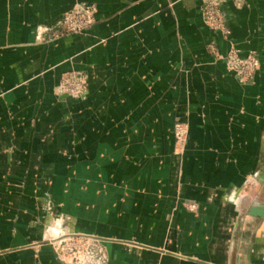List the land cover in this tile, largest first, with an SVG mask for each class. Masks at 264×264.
<instances>
[{"label":"crops","instance_id":"1","mask_svg":"<svg viewBox=\"0 0 264 264\" xmlns=\"http://www.w3.org/2000/svg\"><path fill=\"white\" fill-rule=\"evenodd\" d=\"M77 3L84 34L46 41ZM0 0V264H67L90 238L107 264H264V0ZM220 55L257 54L247 83ZM83 72L87 90L60 92ZM187 127L184 148L173 137Z\"/></svg>","mask_w":264,"mask_h":264},{"label":"built area","instance_id":"2","mask_svg":"<svg viewBox=\"0 0 264 264\" xmlns=\"http://www.w3.org/2000/svg\"><path fill=\"white\" fill-rule=\"evenodd\" d=\"M96 11L94 4L77 3L51 28H40L39 35L48 33L45 40L54 41L64 36L84 34L95 24ZM201 13L203 23L210 32L220 35L221 38L228 37L229 30L221 10V0H202ZM206 50L217 60H224L228 71L235 74L241 83L249 82L259 66L256 53L248 52L242 57L234 45H230L225 55L219 54L214 42L207 44ZM59 89L70 98H83L87 90L86 75L75 70L63 73ZM173 137L178 151H182L187 137L185 123L174 124ZM52 246L60 259L67 264H105V254L98 243L90 238L70 235L52 241Z\"/></svg>","mask_w":264,"mask_h":264},{"label":"water","instance_id":"3","mask_svg":"<svg viewBox=\"0 0 264 264\" xmlns=\"http://www.w3.org/2000/svg\"><path fill=\"white\" fill-rule=\"evenodd\" d=\"M254 217H263L264 216V207L258 206V209H254L251 213Z\"/></svg>","mask_w":264,"mask_h":264},{"label":"rangeland","instance_id":"4","mask_svg":"<svg viewBox=\"0 0 264 264\" xmlns=\"http://www.w3.org/2000/svg\"><path fill=\"white\" fill-rule=\"evenodd\" d=\"M99 247L102 249L103 253L105 254L106 251H105L104 247H101V246H99ZM105 264H107V257H105Z\"/></svg>","mask_w":264,"mask_h":264}]
</instances>
